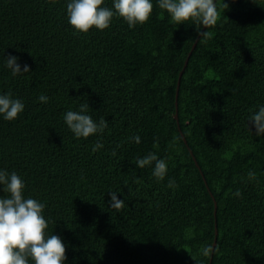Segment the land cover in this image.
Masks as SVG:
<instances>
[{"label":"trees","instance_id":"trees-1","mask_svg":"<svg viewBox=\"0 0 264 264\" xmlns=\"http://www.w3.org/2000/svg\"><path fill=\"white\" fill-rule=\"evenodd\" d=\"M69 2L0 0V95L25 105L13 121L0 115V171L46 205L45 237L62 239L64 264H264V138L248 120L264 106V0H216L210 38L157 0L143 25L114 15L107 29L77 33ZM9 54L31 71L13 76ZM82 103L107 121L102 134L76 138L66 125ZM150 152L166 161L162 181L136 166Z\"/></svg>","mask_w":264,"mask_h":264},{"label":"clouds","instance_id":"clouds-1","mask_svg":"<svg viewBox=\"0 0 264 264\" xmlns=\"http://www.w3.org/2000/svg\"><path fill=\"white\" fill-rule=\"evenodd\" d=\"M104 0H70L67 4V18L69 24L77 33H88L95 27L99 30L107 29L115 16L123 18L130 28L137 24L143 25L153 11L152 0H114L113 8L101 7ZM160 9L165 10L176 24L191 22L195 24L197 32L202 37H211L209 28L218 22V9L216 0H157ZM227 4V3H226ZM228 5V4H227ZM201 28L207 31L200 32ZM18 57L7 55L6 66L13 76L31 71L30 66H21ZM39 101L47 103L49 97L41 95ZM88 103H82L79 111H68L64 115V121L76 138H88L95 134H102L108 124L104 118L99 122L94 121L88 115ZM24 103L13 98L11 92L0 95V115L8 121L18 118L24 111ZM251 129L255 128V135L264 138V106L251 112L248 117ZM135 143H140V136L131 138ZM103 145L99 142L93 146L96 152ZM115 156L116 152L113 151ZM136 166L143 169L152 167V175L157 181H162L167 174V164L164 159L158 158L154 152L148 153L143 158L136 160ZM249 180H255L256 173L248 172ZM0 184L3 191L9 195L0 198V264H29V258L34 264H64L66 261V248L62 239L57 235L45 237L47 221L42 215L46 205L33 198H25V187L21 177L12 172L0 171ZM169 188L177 187L175 180H169ZM118 193L110 192L109 206L116 211H121L124 200L118 198ZM234 196L240 197L237 190ZM213 252L211 246L202 250V255L207 257ZM195 260V258L193 257Z\"/></svg>","mask_w":264,"mask_h":264},{"label":"water","instance_id":"water-1","mask_svg":"<svg viewBox=\"0 0 264 264\" xmlns=\"http://www.w3.org/2000/svg\"><path fill=\"white\" fill-rule=\"evenodd\" d=\"M198 39H199V38H197V39L195 40V42H194V44H193V46H192V49L189 51V53H188V55H187V57H186L185 64H184V68H185V66H186V64H187V61H188V59H189V57H190V55H191V53H192L193 48H194L195 45H196ZM184 68H183V69L180 71V73H179V79H178V82H177L176 95H175V98H176V99H175V104H176L175 118H176L177 120L179 119V116H178V95H179L180 82H181V77H182V75H183ZM181 133H182V135L184 136L183 132H181ZM184 139H185V137H184ZM210 192H211V190H210ZM211 194H212V192H211ZM212 195H213V194H212ZM213 198H214V205H215L214 212H215V215H216V213H217V200L215 199L214 196H213ZM217 233H218V229H217V227H216V233H215V234L217 235ZM215 244H216V236H215V241L213 242V246H215ZM211 261H212V257H211V259H210V264H211Z\"/></svg>","mask_w":264,"mask_h":264}]
</instances>
